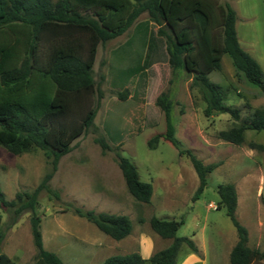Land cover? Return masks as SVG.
<instances>
[{"label":"rangeland","instance_id":"rangeland-1","mask_svg":"<svg viewBox=\"0 0 264 264\" xmlns=\"http://www.w3.org/2000/svg\"><path fill=\"white\" fill-rule=\"evenodd\" d=\"M220 2H228L236 11L239 43L264 72V0ZM157 28L143 12L122 34L99 43L93 79L101 97L93 126L73 140L71 150L58 160L49 185L59 191L60 199L47 192L39 195L37 213L43 246L65 264H101L108 256L137 251L141 236H156L149 225L153 215L182 219L176 235L190 237L201 249L194 253L201 259L204 254L205 264H212L214 256L222 258L237 240L225 209L216 208L220 183L234 184L238 200L235 216L251 231V240L253 228H264V130H246L240 145L218 137L219 131L238 125L254 108H264V93L239 79L231 58L224 54L221 69L208 76L223 87L225 103L240 109V119L218 112L206 117L201 94L191 84L192 75L169 65L165 37L157 34ZM5 37L0 36V42ZM10 38L13 41L14 37ZM119 93L126 96L120 98ZM161 94L171 102V120L181 148L190 149L205 164L219 162L195 199L192 196L199 180L188 157L179 155L164 138L155 148L147 146L152 135L165 130L164 113L156 102ZM96 100L97 92L93 104ZM99 136L110 148L105 152L95 141ZM116 150L136 165L142 181L152 185L149 203L137 201L128 192L115 159ZM50 167V160L39 148L12 154L0 145V188L7 199L19 190H32ZM69 204L125 214L131 220V232L115 240L75 215ZM29 214L24 212L15 224L4 229L9 217L1 211L5 236L0 252L17 264H32L36 256ZM261 235L264 238V230ZM170 240L159 236L156 250L169 245ZM186 248V244L180 246L176 264L189 253Z\"/></svg>","mask_w":264,"mask_h":264},{"label":"trees","instance_id":"trees-1","mask_svg":"<svg viewBox=\"0 0 264 264\" xmlns=\"http://www.w3.org/2000/svg\"><path fill=\"white\" fill-rule=\"evenodd\" d=\"M146 12L158 26L157 34L165 37L168 63L172 69L182 68L192 75L191 84L198 88L205 103L203 114L228 113L240 119V109L225 103L223 87L208 74L221 69L224 54L231 58L235 73L248 85L264 93V72L259 62L239 43L235 22L237 14L228 2L220 0H0V145L12 154L39 148L50 160V170L32 190H19L7 199L0 188V245L4 229L29 212L30 231L36 256L32 264H65L58 255L43 246L41 217L37 213L41 192L60 199L49 181L57 169L59 158L69 152L71 143L93 126L100 93L93 79V64L99 43L122 34L131 23ZM11 36L14 37L13 41ZM97 100L93 104V95ZM120 98L126 96L119 93ZM157 104L164 113L165 130L147 140L155 148L161 138L168 140L186 155L199 183L192 199L206 185L207 175L219 162L203 163L193 151L183 149L175 137L171 120V102L165 94ZM264 130V108L257 107L238 125L218 132V137L240 145L246 130ZM95 141L102 152L110 149L102 136ZM252 147L263 148L251 144ZM115 159L128 192L139 202L149 203L153 188L139 178L136 165L119 150ZM216 208L223 207L237 233L230 264H264V249L247 245L248 231L235 216L237 194L233 183L217 185ZM72 212L93 223L115 240L130 234L132 224L125 214L85 209L71 205ZM1 211L9 217L2 228ZM183 220L149 218L152 231L171 243L149 258L138 251L114 254L101 264H176L177 252L186 244L198 253L195 242L177 236ZM0 264H17L0 252Z\"/></svg>","mask_w":264,"mask_h":264},{"label":"crops","instance_id":"crops-1","mask_svg":"<svg viewBox=\"0 0 264 264\" xmlns=\"http://www.w3.org/2000/svg\"><path fill=\"white\" fill-rule=\"evenodd\" d=\"M231 5V4H230ZM238 209V200H237V208ZM262 230H264V228H253V240H251V231H248V241H247V245L251 248H257L259 250H263L264 249V238H262L261 232ZM156 236H152V235H144L141 236L138 242V252L141 254V256L143 258H149L154 252L165 248L168 244L166 242L167 245H164L162 248L156 250V244L158 243V234H155ZM195 236V232L193 234ZM161 237V236H160ZM165 239V238H164ZM167 240V239H166ZM171 241V240H170ZM237 240H235L233 242L232 245L229 246L228 250L223 254L222 258H216V256H214L215 262H212V264H230L229 261V255L231 252L232 247L235 245ZM169 243V242H168ZM250 245H249V244ZM198 248V252L201 251L200 247L197 245ZM187 253L186 256L184 257V259L181 261V263L179 264H205L206 263V258L204 254H201L202 259L193 251L191 252L190 248H186ZM227 257V260H226ZM15 261V260H14ZM17 262V261H15ZM255 264H262L261 261H257L255 262Z\"/></svg>","mask_w":264,"mask_h":264}]
</instances>
